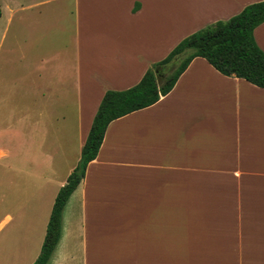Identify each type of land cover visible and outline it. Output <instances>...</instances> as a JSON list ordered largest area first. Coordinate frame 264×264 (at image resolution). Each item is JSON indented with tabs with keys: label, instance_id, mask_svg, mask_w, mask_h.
Wrapping results in <instances>:
<instances>
[{
	"label": "crops",
	"instance_id": "1",
	"mask_svg": "<svg viewBox=\"0 0 264 264\" xmlns=\"http://www.w3.org/2000/svg\"><path fill=\"white\" fill-rule=\"evenodd\" d=\"M261 1L14 0V49L0 54V162L12 155L5 134L19 133L4 128V111L28 125L18 153L36 165L39 148L51 167L39 126H63L71 105L81 154L106 91L136 85L182 39ZM52 2L66 6L42 9ZM68 18L70 42L54 52ZM253 37L264 52V23ZM46 264H264V89L196 57L168 94L110 122Z\"/></svg>",
	"mask_w": 264,
	"mask_h": 264
},
{
	"label": "trees",
	"instance_id": "2",
	"mask_svg": "<svg viewBox=\"0 0 264 264\" xmlns=\"http://www.w3.org/2000/svg\"><path fill=\"white\" fill-rule=\"evenodd\" d=\"M137 8L138 4L133 11ZM262 23L264 1L249 4L230 19L212 23L182 39L163 60L153 63L136 85L104 93L80 160L56 194L40 253L33 264H46L50 259L60 238L64 206L83 179L88 163L96 158L110 122L147 108L168 94L194 58H203L224 76L264 89V52L253 37L254 29Z\"/></svg>",
	"mask_w": 264,
	"mask_h": 264
},
{
	"label": "rangeland",
	"instance_id": "3",
	"mask_svg": "<svg viewBox=\"0 0 264 264\" xmlns=\"http://www.w3.org/2000/svg\"><path fill=\"white\" fill-rule=\"evenodd\" d=\"M13 1L0 0V10L2 11L0 39L3 38V45L0 47L1 55H11L14 49V26L17 20L12 16ZM20 1L22 2V0ZM65 6V3L52 2L42 9H64ZM61 25L63 28L57 30L52 39L50 49L54 52L61 50L63 44L67 41L70 42L71 39L70 28L72 29V23L70 19L63 20ZM56 29L55 26L52 28V30ZM6 112L4 111V128L15 125L19 133L7 132L2 142L4 146L11 147L12 155L11 157H4L0 162V197L4 196L3 202H0V221L6 215L10 216L9 221L4 222L0 227V264H32L37 258L45 235L49 217L46 208L52 194H56V190L59 189H56L57 184L65 182L68 174L74 170L80 160L78 135H76L74 123L76 111L71 105L67 111H63L66 115L68 113V118L63 121V126L56 122L53 125L39 126L40 130L41 128L46 130L47 136L46 133L37 128L35 145L37 147L42 144L50 145L48 143L50 141L53 144L54 152L51 167L48 164L45 167L44 157L39 148H37V156L34 159L36 165H30L28 157H23L22 152L18 153V146H29V138L26 137L28 125L27 123H17L16 119L11 121ZM44 121L45 119H43ZM42 138L44 142L41 141ZM31 144L34 145L33 139ZM8 147L6 148L8 149ZM55 147L58 148L57 151ZM44 150L45 147H43ZM13 164L19 166L15 171L12 167ZM11 183H15V186L19 188V196L15 194V203L12 190L9 187Z\"/></svg>",
	"mask_w": 264,
	"mask_h": 264
}]
</instances>
